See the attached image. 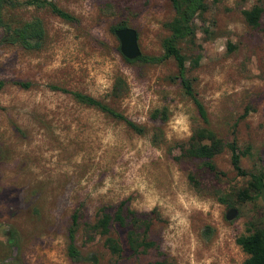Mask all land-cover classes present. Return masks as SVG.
<instances>
[{
    "label": "rangeland",
    "instance_id": "obj_1",
    "mask_svg": "<svg viewBox=\"0 0 264 264\" xmlns=\"http://www.w3.org/2000/svg\"><path fill=\"white\" fill-rule=\"evenodd\" d=\"M51 1L75 22L45 9L6 13L39 18L44 41L36 51L0 44V264H241L246 255L235 239L264 225V201L249 186L250 175L261 173L264 188V0H207L194 38L178 44L206 124L183 94L172 59L127 63L110 30L134 29L140 53L159 57L174 16L170 0ZM254 5L262 13L250 27L242 11ZM117 80L125 88L112 97ZM73 93L101 102L141 132ZM201 126L225 143L234 138L245 175L232 170L227 150L213 158L215 172L180 154ZM242 191L249 199L239 198ZM122 201L150 218L154 246L128 247L124 211L125 224L110 227L122 249L115 259L101 238L84 242L81 223H92L100 207L113 214ZM75 209L78 262L66 254ZM230 209L235 215L226 220Z\"/></svg>",
    "mask_w": 264,
    "mask_h": 264
},
{
    "label": "trees",
    "instance_id": "obj_2",
    "mask_svg": "<svg viewBox=\"0 0 264 264\" xmlns=\"http://www.w3.org/2000/svg\"><path fill=\"white\" fill-rule=\"evenodd\" d=\"M207 0H170L171 7L174 12L173 18L167 24L169 34L161 41L162 54L159 57L146 56L140 54L134 60H126L127 63L142 62L149 64H157L166 59H172L176 68V79L179 82L183 94L193 103L196 113L203 124L207 123L205 109L201 102L197 99L193 88V80L186 76V57L180 52L178 44L183 40L191 41L194 38L197 29L196 21L206 9ZM221 0H212L218 2ZM25 8L45 9L52 15L68 22H75L70 14L58 9L51 0H0V44L16 45L26 51H36L42 47L44 41V29L42 22L37 17H30L28 20H17L8 18L7 12L19 11ZM262 9L259 6H251L248 10L242 11L244 22L250 27H256ZM127 27L124 24H117L110 28L113 32L116 28ZM199 57L196 56L190 60L192 68L198 66ZM26 87L27 84H18ZM2 83L0 82V88ZM125 88L121 80H117L111 90L112 97H119ZM51 90L64 92L56 87ZM73 99L86 106L93 107L101 113L108 115L114 119L122 121L130 130L140 133L141 130L134 123L115 112L111 108L103 105L101 102L85 95L73 93ZM224 150L229 153V162L232 170L238 176L245 175L240 167L241 153L238 150L234 138L230 142H223L212 130L201 126L192 132L190 143L183 147L180 154L190 159L202 160L207 170L215 172V166L212 162L213 158L221 154ZM188 181H193L192 176L188 175ZM262 174L250 175L249 186L254 191H260L262 188ZM239 198L249 199L245 191L239 193ZM124 202H120L113 214H109L103 207L97 210L95 219L92 223H81L84 233V242L91 243L95 238L102 239V246L115 259L120 256L122 251L118 240L110 235V227L112 224L123 226L126 217L128 218L129 230L126 232L125 238L128 247L136 251L141 248V252L154 246L148 240L147 232L151 224L150 218H139L135 213L124 206ZM125 211V216L123 215ZM80 227L79 210L75 209L70 215V222L67 229V246L66 254L73 262L80 260L79 252L74 245V235ZM142 228L140 234L136 231ZM235 244L246 255L241 264H264V225L261 228L253 230L247 235L238 236ZM113 264H116L114 262ZM153 264H160L155 262Z\"/></svg>",
    "mask_w": 264,
    "mask_h": 264
},
{
    "label": "water",
    "instance_id": "obj_3",
    "mask_svg": "<svg viewBox=\"0 0 264 264\" xmlns=\"http://www.w3.org/2000/svg\"><path fill=\"white\" fill-rule=\"evenodd\" d=\"M113 35L118 41V51L126 60H134L140 56V51L137 45L136 31L130 27L116 28L113 30ZM264 188L262 187L259 196L264 201ZM235 215V210L230 209L225 215L226 220H230Z\"/></svg>",
    "mask_w": 264,
    "mask_h": 264
}]
</instances>
